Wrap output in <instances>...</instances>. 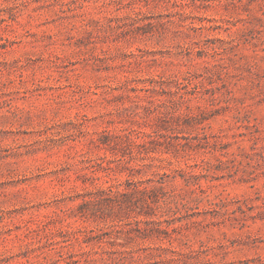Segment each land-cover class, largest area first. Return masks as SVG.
Wrapping results in <instances>:
<instances>
[{
    "label": "rangeland",
    "instance_id": "rangeland-1",
    "mask_svg": "<svg viewBox=\"0 0 264 264\" xmlns=\"http://www.w3.org/2000/svg\"><path fill=\"white\" fill-rule=\"evenodd\" d=\"M0 264H264V0H0Z\"/></svg>",
    "mask_w": 264,
    "mask_h": 264
}]
</instances>
